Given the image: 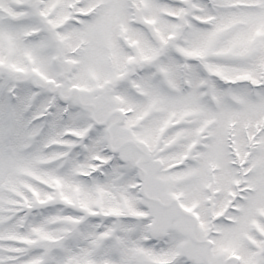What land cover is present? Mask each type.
<instances>
[{
    "label": "snow or ice",
    "instance_id": "6c2138e0",
    "mask_svg": "<svg viewBox=\"0 0 264 264\" xmlns=\"http://www.w3.org/2000/svg\"><path fill=\"white\" fill-rule=\"evenodd\" d=\"M0 264H264V0H0Z\"/></svg>",
    "mask_w": 264,
    "mask_h": 264
}]
</instances>
